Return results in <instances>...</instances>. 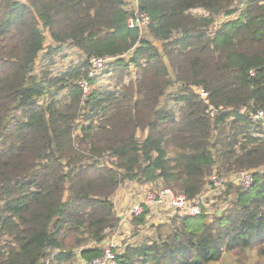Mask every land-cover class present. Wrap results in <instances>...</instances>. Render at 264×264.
Masks as SVG:
<instances>
[{"label":"trees","instance_id":"1","mask_svg":"<svg viewBox=\"0 0 264 264\" xmlns=\"http://www.w3.org/2000/svg\"><path fill=\"white\" fill-rule=\"evenodd\" d=\"M137 5L161 50L126 26V0H0V264L89 262L119 223L121 184L160 180L194 199L214 171L251 170L253 183L227 185L211 220L202 207L153 226L116 264H210L264 243V127L250 118L264 109V0ZM65 44L117 58L112 90L81 103L86 61L52 76Z\"/></svg>","mask_w":264,"mask_h":264},{"label":"built area","instance_id":"2","mask_svg":"<svg viewBox=\"0 0 264 264\" xmlns=\"http://www.w3.org/2000/svg\"><path fill=\"white\" fill-rule=\"evenodd\" d=\"M129 14L126 18V26L129 29H136L141 35L147 30L150 24V18L147 13L141 12L138 9L137 0L133 3L132 7L129 9L127 7ZM66 49H70L73 52V57L66 58L67 62L62 63L59 66H52L50 72L52 75H59L67 72L70 68L78 66L82 61L87 62V68H82L84 75L81 76L77 81L76 85L81 93V103H83L90 95L91 91L97 85L108 84L111 80L112 65L117 58L112 57H99L91 56L89 58L85 57L82 52L69 46ZM63 51L65 49H62ZM67 52V51H66ZM64 56V55H63ZM126 58V55L121 56ZM53 60V64H55ZM62 67V68H61ZM133 69L130 67V71ZM253 75V73H250ZM105 79V80H104ZM96 81V83H92ZM197 93L202 99H205L207 94L201 89H197ZM250 118L253 121L258 122L264 127V109H258L255 112L250 113ZM231 184L239 187L243 190L248 189L253 183V171L251 170H239L230 173ZM224 174H219L216 171L212 172L207 177V183L213 190H219L224 186ZM204 195L200 194L194 199H189L183 193H176L170 188L159 186L155 189H149L141 203L133 205L129 210L127 216L137 217L143 212V208L149 206H160L167 211L176 213L180 218L195 217L200 215L202 207H204ZM206 210V209H205ZM207 211V210H206ZM208 213V212H207ZM119 223L122 224L126 221V218L119 219ZM117 244L112 240L103 242L101 245V254L99 257L90 260L89 262H81L82 264H116V253Z\"/></svg>","mask_w":264,"mask_h":264},{"label":"rangeland","instance_id":"3","mask_svg":"<svg viewBox=\"0 0 264 264\" xmlns=\"http://www.w3.org/2000/svg\"><path fill=\"white\" fill-rule=\"evenodd\" d=\"M132 5H133L132 2L130 3V0H129V2H127L128 8L130 9ZM142 35H143L142 36L143 38H147L151 40L150 37L148 36L147 31H144ZM44 38H45V41H44V51L43 52L46 53L50 47H55V44L52 41L51 37L49 36L48 32L46 31L44 32ZM152 42L156 48L161 50L160 42H157V41H152ZM69 46L70 45L65 44L62 47V49H65L64 51L62 50L60 53L53 55L54 56L53 60H55L56 62L53 65V67L59 66L62 63L67 62L68 59L66 58L68 56L69 58L71 57L74 58L73 52L70 49H66ZM42 54L43 53H41L40 57H42ZM39 66H40V61L37 60L35 65L33 66L35 70L34 73L39 72ZM130 72H131V76H130V79H131L134 76V69H131ZM52 76H56V75H52ZM115 82H116V79H113L109 83L110 90H112L113 86L115 85ZM104 85H107V84L104 83ZM117 88H119V86ZM105 161H109V159H105ZM230 175H231L230 173L224 174V179H225L224 186L219 190L211 189L207 182H206V185L204 186V189L202 192V194L204 195L203 204L205 206V209L208 212L209 220L213 219L214 217H217L227 207V203L224 202L223 200L225 199V195L227 192L226 186L231 184ZM133 184H134L133 182L130 183L126 181L125 183L121 184L118 187V189L115 191L113 195L112 199L114 202V206L121 213H127V211L133 205L141 203L145 193L149 189H155L159 186H162V185L155 183V184H152L153 186L149 187V186H146L147 184L137 183V188L134 189ZM121 204H124V205L121 209H119ZM143 211L146 214L144 226L136 225L135 223L133 224L132 217H128L127 221L123 224L118 223L115 229V233H114L115 237L113 238V241L118 245L117 247L118 252L122 250L123 244L125 243L135 244L134 242H136L141 236H144V235L154 236L155 230L153 226H162L161 228H164V231H162V234L166 233L168 228L165 226L170 224L171 218L178 217L176 213L167 211L164 208L160 206H155V205L149 206V207L145 206L143 208ZM79 262H81V260H79ZM79 262H78V259L77 260L71 259V263L69 264H79ZM210 264H264V243L257 245L253 249H244V250H238L235 252L224 253L217 262H213Z\"/></svg>","mask_w":264,"mask_h":264},{"label":"crops","instance_id":"4","mask_svg":"<svg viewBox=\"0 0 264 264\" xmlns=\"http://www.w3.org/2000/svg\"><path fill=\"white\" fill-rule=\"evenodd\" d=\"M127 2H129V0H126V3ZM132 2V4L133 3H135V0H130V3ZM128 7V6H127ZM155 183H157V184H159V185H161V181L160 180H158L157 182H155ZM155 183H152V184H155ZM152 184H147L146 186H149V187H151V186H153ZM133 188L135 189V188H137V183H134L133 184ZM112 201H113V199H112ZM123 205L124 204H121V206H120V208L119 209H121L122 207H123ZM113 206H114V202H113ZM117 207V206H116ZM114 212H115V216L118 218V219H121V218H126V221H127V219H128V217L129 216H127V214H128V211H127V213H121V212H119L118 210H117V208H115V206H114ZM120 221V220H119ZM125 221V222H126ZM124 222V223H125ZM123 224V223H122ZM114 233H115V230L113 231V233H111L106 239H105V241L104 242H107V241H109L110 239H112V241H113V238L115 237V235H114ZM110 238V239H109ZM109 239V240H108ZM114 242V241H113ZM118 246V245H117ZM79 262V261H78ZM79 264H82L81 262H79Z\"/></svg>","mask_w":264,"mask_h":264}]
</instances>
